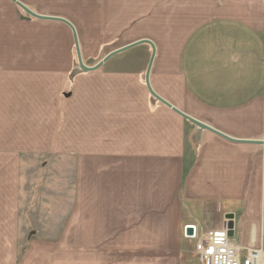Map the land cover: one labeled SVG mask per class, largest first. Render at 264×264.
<instances>
[{
    "label": "crops",
    "instance_id": "0c3cea01",
    "mask_svg": "<svg viewBox=\"0 0 264 264\" xmlns=\"http://www.w3.org/2000/svg\"><path fill=\"white\" fill-rule=\"evenodd\" d=\"M14 1L68 21L86 66L93 64L86 59L112 52L106 45L115 37L122 36L118 48L150 40L152 92L234 140L264 141V0H58L68 17ZM15 2L0 0V9L20 18L15 35L0 24V264H188L182 254L154 249L171 241L179 248L184 226L199 233L217 229L227 214L234 215L233 242L264 251V146L230 143L208 131L193 145L194 126L150 101L148 45L138 46L134 62L112 72L102 68L105 62L97 74L77 78L69 98L59 101L64 72L76 58L71 32L58 22L23 20ZM36 23L55 26L70 43L64 39L61 69L39 73L44 82L16 87L7 70L26 63L31 74L38 70L31 47ZM54 83L44 101L36 98L32 116L40 126L23 143L22 105L12 102L13 95ZM44 140L45 148H38ZM39 149L45 166L60 155L74 164L61 249L32 238L39 213L34 203L24 206L23 192L30 195L37 185L24 184L23 152ZM62 180L56 195L64 202ZM213 207L219 218L211 222ZM56 222L44 224L54 232ZM186 242L194 250V242ZM193 264L200 263L194 258Z\"/></svg>",
    "mask_w": 264,
    "mask_h": 264
},
{
    "label": "rangeland",
    "instance_id": "374dc122",
    "mask_svg": "<svg viewBox=\"0 0 264 264\" xmlns=\"http://www.w3.org/2000/svg\"><path fill=\"white\" fill-rule=\"evenodd\" d=\"M28 1L32 2L29 4L34 9H37L38 11H49L50 13L54 15L65 16V17L69 16L68 14L65 13V11L61 9L58 0H38L39 3L36 2L37 0H28ZM44 16H48V15H44ZM15 21L20 22V18L17 17V15L16 16L13 15L8 10H3L2 8L0 9V24L5 25L6 28L9 27L12 35H15L14 30H13L16 26L14 24ZM36 24L38 25V28L36 31L37 39L33 41L31 45L32 48H35L34 61H35L36 67L38 70H45L48 68L52 70H45V71H40V72H38V70H34V72H36L34 75L28 72L27 67L30 66L29 63L24 64V66L21 68L14 69L13 70L14 72L7 70L6 72L7 75L9 74L14 75V78L16 80H13V81L16 84V87L22 84L24 85L26 83L29 84L31 83V81L44 82L45 78L47 77L39 73H44L47 71L57 72L59 69H61L63 65L61 55L63 53L62 50L64 49V44L66 41L67 43H70L69 39L63 36V34H62L63 37H61L60 32H58V30L55 29L56 28L55 26L50 25V24H45V23H36ZM79 27L81 29L84 26L80 25ZM84 34H85V31L83 32V35ZM90 34L91 32L89 33V35ZM121 37L117 39H115L116 38L115 37L113 39V42H111L112 41L111 38H109L108 41H106L105 38H103V40L106 43L111 42V44L106 45V47L114 50L116 49V47L118 48L117 45L122 42ZM64 39H65V42H64ZM92 45H94V42H92ZM137 48L138 47H134L132 49H129L118 55L113 56L105 63V65H103L102 68H105L106 72H112L113 70L117 68L118 64H124V63L128 64V63L134 62L135 61L134 58L137 57V53H136ZM87 50L88 48H86V51ZM49 55L54 56V57H48ZM100 57L101 55H98L94 59L90 58L88 60L86 59L85 61L87 63H93L92 66H95L105 56L101 58ZM75 62H76V59L73 58L70 64V68H69L70 70L67 69L64 72L63 85L58 94L59 101L69 98L68 90L69 91L71 90L70 88L73 86L74 81L77 78H80L81 76H84L85 74H88V75L97 74L95 73L97 71L91 72V73H79L70 80L69 77L74 68ZM92 66H88V67H92ZM29 87L30 86H26L23 88L22 97H18V95L17 96L13 95V100H12L13 103L17 104V106L18 104L22 105V109L18 111V115H21L23 117V126H21V129L24 135L23 143L27 142V140H29L34 135L36 129L40 126V122H36L32 116L33 114L37 112L35 111L36 101H37L36 98L38 97V102L44 101L45 94L52 92L56 88V83H54V87H46V85L38 86L35 89V91L34 89L33 90L27 89ZM47 106H49V104ZM43 128L45 129V125H43ZM43 133H45V130L43 131ZM192 137H193V133L191 135V142L193 143ZM34 139H35V136H34ZM43 143L44 144L40 145L38 148H45L44 147L45 140ZM34 148L35 147H33V149ZM44 156L45 155L42 149H39V151L24 150L23 152L24 184L26 185V188L29 185L31 186L32 184H35L37 185L38 190L40 192L38 194L37 187L35 188L32 194L30 193V195H26V192L24 191L23 192L24 206H31L32 203H34V205L36 206L35 208H37L38 213H39L38 215L40 219L38 221L39 222V232H38V235L32 238H35L36 240L42 243H44L45 241L51 242L54 244L55 249H61L62 246L61 245L59 246L58 236H60L62 233L64 219L69 216L68 209L72 208V199H73L72 191H74L72 172H73L74 164H73L72 159L70 160L68 158H63L62 155H60L58 157H55V160L52 161L51 165L45 166V163L48 162V159ZM63 177L67 178L66 187L68 188L67 190L64 191V194L66 193L64 202L61 199V197H58L59 195H56V192H57L56 190L58 189V185L62 186L63 184V180H62ZM51 185L54 188L51 189ZM60 195L62 196V189H60ZM54 198L57 200H55ZM211 210L215 212L214 221L218 220L219 217H218L217 208L213 207L211 208ZM48 212L58 213L59 215L58 216L51 215V213L49 214ZM208 215H209L208 218L211 221V214H208ZM222 218H221V221H222ZM55 221H57L56 222L57 230L52 232L50 228H47L44 223H47V222L52 223ZM24 236H25V228H24ZM181 236L183 239V244H181L179 248H174L171 245L172 243L171 241V243L170 242L163 243L161 245L162 247L154 249L155 252L158 253L159 251L160 252L163 251V252H166L168 255L173 254V253L182 254L184 257V260H183L184 262L188 260L187 261L188 264H193L194 258L197 259L195 251L192 250V247L187 244L186 241H189V240L183 237L182 232H181ZM28 237L31 238V236H28ZM250 245L251 243L247 244L245 248H253ZM243 252H245V250H243Z\"/></svg>",
    "mask_w": 264,
    "mask_h": 264
},
{
    "label": "water",
    "instance_id": "95a60500",
    "mask_svg": "<svg viewBox=\"0 0 264 264\" xmlns=\"http://www.w3.org/2000/svg\"><path fill=\"white\" fill-rule=\"evenodd\" d=\"M12 2H15L14 0H11ZM17 6H19L21 8V10L23 11V16L22 19L23 20H28L30 18L36 19V20H41V21H47V22H58L61 24H64L65 26L68 27V29L71 32L72 35V39H73V44H74V48H75V53H76V62L74 63V68L70 74L69 79L71 80L74 76H76L79 73H91L96 71L97 69H99L103 63L107 62L110 58H112L115 55H118L124 51H127L129 49H132L134 47H138L141 45H148L151 48V55L149 58V62L146 68V72H145V81H146V86L147 89L150 93L151 96V103H154L155 101H158L160 103H162L163 105H165L166 107H168L169 109H171L173 112H175L177 115H179L181 118H183L184 120H186L187 122H189L190 124H192L194 126V132H193V137H192V141L193 144H195V146H197L200 141H201V137L203 132L208 131L216 136H218L219 138L230 142V143H234V144H253V145H257V146H264V141L263 140H234L226 135L221 134L220 132L216 131L215 129L211 128L210 126L206 125L205 123L194 119L190 116L185 115L184 113H182L181 111L173 108L170 104H168L167 102H165L162 98H160L159 96H157L154 92H152V90L150 89L149 85H148V75H149V71L155 56V47L153 45V43L150 40L147 39H142L136 42H133L131 44H128L124 47L118 48L116 50H113L112 52H110L109 54H107L100 62H98L95 66L92 67H88L86 65L83 64L82 59H81V55H80V51H79V46H78V41L76 38V33L75 30L73 28V26L66 21L63 18H58V17H53V16H44V15H39L37 13H34L33 11H31L29 8L18 4L17 2H15ZM231 215H228L227 218H231ZM228 228H229V233L228 236L230 238L233 237V224L232 222H230L228 224ZM193 235V228L191 226H185V236H192Z\"/></svg>",
    "mask_w": 264,
    "mask_h": 264
},
{
    "label": "built area",
    "instance_id": "2783aa9c",
    "mask_svg": "<svg viewBox=\"0 0 264 264\" xmlns=\"http://www.w3.org/2000/svg\"><path fill=\"white\" fill-rule=\"evenodd\" d=\"M211 221H214L215 212L212 210ZM234 222L226 216L222 218L221 227L217 229H209L199 233L195 226L188 225L193 228L192 236H185V227L183 229V237L195 242L194 251L200 264H264V251L257 248L242 249L233 242L228 236V224ZM234 231V230H232ZM245 250V256L241 253Z\"/></svg>",
    "mask_w": 264,
    "mask_h": 264
}]
</instances>
